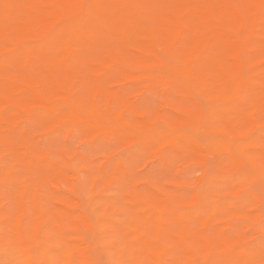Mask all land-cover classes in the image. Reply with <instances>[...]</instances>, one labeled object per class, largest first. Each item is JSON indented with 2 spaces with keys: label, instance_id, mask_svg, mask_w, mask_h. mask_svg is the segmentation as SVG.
Listing matches in <instances>:
<instances>
[{
  "label": "bare ground",
  "instance_id": "1",
  "mask_svg": "<svg viewBox=\"0 0 264 264\" xmlns=\"http://www.w3.org/2000/svg\"><path fill=\"white\" fill-rule=\"evenodd\" d=\"M263 14L264 0H0V197H7L10 200L8 203L13 204L6 208L0 203V262L164 264L167 260V264H261L264 261V213L261 210L264 206V70L259 67V62L264 59V36L257 27ZM218 42L223 43L221 48H218ZM88 47L95 49L98 56L95 57L98 63L90 65L93 74L106 77L114 71L116 73V68L124 62L125 57L122 56L129 57L123 55L124 50L137 49L140 59L146 65L127 66L129 63L126 57L127 67L121 68L119 77H158L160 81L163 77H180L193 90L206 95H221L222 91H209L212 83L233 84L234 93L231 95L228 90L231 96L226 94L228 104L223 110L226 119L216 125H225L234 139L211 133L209 147L226 152L232 160L248 166L246 172H238L227 178L232 189L244 193L243 197L237 201L225 200L200 190L192 192L186 204H179L172 197H163L162 194L159 202H152L154 199H143L144 194L133 190L134 186L133 193L136 191L143 198L128 200L141 213L137 216L121 215L116 211L108 213V208L102 211L99 209L100 198L94 195L93 188L87 194L81 191L87 186L89 176L85 169L74 167L77 162H73L74 157L71 159L73 166L54 163L41 157L30 145L24 144L15 148L17 151L14 157L7 158L5 154L11 145L3 139L16 137L18 128L28 120H32L30 124L40 121L48 128L63 129L72 124H89L91 128L101 130V122L109 117L121 133L133 139L142 138L145 142L157 138L167 142L186 141L185 132L181 130L168 128L163 131L152 125L148 126V135L143 136L134 131L130 127L131 122H127L119 113L107 107L103 109V103L100 107L103 100L98 104L95 99H90L86 91L85 95L89 98L86 101L84 96L75 92L76 89L72 91L71 87H67L69 85L66 86L65 77H82L83 72L87 71L85 52ZM130 56L133 58L134 54ZM107 81L104 82L108 84L110 80ZM111 102L112 105L116 103L115 100ZM119 102L122 104V100ZM238 111L244 115L242 124L233 115ZM124 113L128 116L133 114L127 111ZM134 114L130 120H133ZM256 114L261 118L255 119ZM175 119L188 122L184 117ZM35 126L32 130L38 131V126ZM28 135L33 137L31 133ZM191 145L193 149H199L195 142ZM59 147L60 144L57 150ZM20 158L28 164V169H19L25 166L15 162ZM128 162L124 165H130ZM37 171H42L46 176L64 177L81 189V193L76 195L63 196L65 200L70 198L73 203L82 206V210L75 212L68 207L55 208L58 205L50 207L49 202H46L50 197L46 199V193L43 192L48 181L45 180L47 184H44V179H40L43 175L39 172L40 178L30 180L33 172L38 175ZM253 185H259V191L252 190ZM47 188L44 189L49 192L46 191V196L55 193L50 190V186ZM132 190L128 189V192ZM103 200L114 203L111 197ZM64 215L74 217V227L66 223ZM235 216H252L253 223L233 222ZM176 226L180 227V232H174ZM190 234L191 238L188 236ZM99 255H105L106 260L98 261L96 257Z\"/></svg>",
  "mask_w": 264,
  "mask_h": 264
},
{
  "label": "rangeland",
  "instance_id": "2",
  "mask_svg": "<svg viewBox=\"0 0 264 264\" xmlns=\"http://www.w3.org/2000/svg\"><path fill=\"white\" fill-rule=\"evenodd\" d=\"M263 15L260 19V23H259V26L257 27V30L260 31L262 33V35L264 36V28H263L264 16ZM222 45H223V43L218 42V48H221ZM134 50L133 49H128V50L125 49L124 52L122 51L123 55H128L129 57L122 56V58L125 57V59H123L124 62L118 68H116V73H115V71L113 72L114 75H113V73L111 75L107 74V76L109 75L108 76L109 78H108L107 76L105 77V75H99L97 73L93 74L94 71L91 69L92 66H90V65H94V63L95 64L98 63L97 58H95L98 56L96 54L95 49H91L88 47L86 49V52H85V54L87 53L86 54L87 55L86 56L87 57L86 58L87 71L83 72L82 77L81 76L80 77H73V78H72V76L71 77H65L66 86L69 85L67 87H69V88L71 87L70 89H72V91H74L76 89L75 92L77 91V93L79 92V94L81 96H84L86 101L89 100V98H87V96L85 95L86 91H87V93H88L87 95L90 97V99H95L98 102V104L101 102V100H103V102H101L99 104L100 107L103 106L102 107L103 109L105 107H107L110 110H114L117 113H119V115L123 119H125L127 122H129V121L131 122L130 127L132 129H134V131L139 132L143 136L148 135V132H147L148 126L152 125V126L158 128L160 130H163V131L167 130L168 128H175L177 130H181L183 133L185 132L184 134L186 135V141H184V142L168 141L167 142L166 140L163 141V139L157 138V139L148 140L147 142H145L142 138H139L141 140L133 139L131 137H128L129 135L127 136L126 134L121 133L119 128H117L115 126V122L112 121L111 119H109V117H107V118L105 117L104 118L105 120L101 122L102 127H103V129H101V130H95V129L91 128L89 124H87V125L72 124V125H69L63 129L60 127H56L57 129L55 127L54 128H48V127H45L43 124H41L40 121L39 122L37 121V124H38L37 125V124H34V122H36V121H33V123L31 122V124H30V121H32V120H28V121H25L18 128V133H17L16 137L15 136H13L11 138L6 137L3 139V141L6 144L10 143V145H11L9 152H7L5 154L6 157L7 158L8 157L10 158L12 156L14 157V155L17 151L16 149H18L17 147H19V146L21 147L24 144H28L35 151H37L41 157L47 158L51 162L60 163V164L65 163V164H67V165L69 164V166H71V164L73 162L77 161L76 163H74L75 165L72 164V166L74 165V167H79V168L81 167V168L85 169V171L87 172V174L89 176L88 177L89 181L87 183V186L84 188V190L76 188L75 186H73L68 181V179H66L64 177L60 178V177H56L54 175L53 176L51 175L52 177L50 175L46 176L43 174L42 171H37L38 175H36V173H34V172L32 173L33 175L31 174L32 176L29 174L30 180H32V181L36 178H40L41 175H43V176L40 179H42V178L44 179V182H43L44 184H47V181H48L47 187L50 186L52 188V189L50 188V190H53L55 193L53 194V193H51V191H50V193L53 196L55 195L56 197L54 196V198H53L52 195L46 196V194H48L49 192L47 190H44L47 188L44 184H43L44 185L43 192L46 194L45 195L43 194V195L45 196V198L50 197L49 199L51 201L46 198L47 199L46 202L47 203L49 202L50 204L48 203V205L49 206L51 205L50 207H52V208H54L55 206L58 205L55 208H58L59 206L68 207L72 211L80 212L83 207L78 205V204L73 203L74 201L71 200L70 198H69V200L73 204L71 202H69L68 198L65 200L63 195L73 196V195H76L78 193H81V191H83L84 194L85 193L87 194L90 192V188H93L92 191H93L94 195L98 196L100 198V200L98 201V206H99V209L101 211L105 210V209L107 210V208H108V213H113L116 211L118 214H121V215H126V214L127 215L133 214L136 216L139 215L141 212L134 209L131 201L128 199H131L134 197L142 199L143 194H144L143 199H147L150 201L152 199H154V200H152V202L153 201L159 202V199L162 196L163 197L169 196L170 198L172 197L171 199L173 201H175L179 204H186V202L189 203V199L191 197V194H193L196 191L205 190L209 194H211L212 196H216V197H219V198H222L225 200H228V199L232 200V201L240 200V198L243 197L242 195L244 193H242V192L238 193V191L232 189V187L227 182V178L233 176L235 173H238V172H240V173L246 172L248 170V166L243 165V164H239L238 162L232 160L227 155L226 152L219 151L217 149H213V148L209 147V134H211V133H216L219 136H222L223 138L234 139V136L232 135L230 130L225 125H221V126L216 125V124H220L221 121L222 122L224 121L225 116L223 114V112H224L223 110H225L224 108H226V106L228 104L227 103V101H228L227 95H229V93L231 95L234 93V85L231 83H227L225 85L221 84V83H212L210 85V87L213 89L210 88L209 91H218V92L222 91L221 95H206V94L198 93L196 90H193L191 85L187 84L180 77H171V78L170 77H163L165 79H163L162 77H159V78H162L161 81H160V79L157 80L158 77H156V79H155V77L154 78H151V77H149V78L148 77H140V78L139 77H131V79H133V80L127 79V77H119V75H120L119 73H120V70L122 67H127V66L132 65V64H133V66L135 65V67H143L146 65V63L144 61H142L138 55L139 50L138 51H137V49H134ZM124 53H126V54H124ZM130 54H134L133 58L136 55L137 58L136 57L135 58L137 61L134 60L132 58V56H130ZM126 57L128 59L129 64L126 63ZM129 59H131V62ZM135 62H136V64H135ZM139 62H142V63H139ZM125 63L128 65L126 66ZM259 67H262V69L264 70V59L259 62ZM244 74H246V71H244ZM113 76L115 78H113ZM117 77H119L118 80H117ZM135 79H137V80H135ZM95 80L97 82H95ZM109 80H110V82H109ZM104 81L109 82L111 85L109 83L107 84ZM60 83H61V81H60ZM73 83H74V85L72 87ZM75 86H76V88H75ZM77 86H79V87H77ZM94 86H96L97 88L94 89ZM109 86H110V88H109ZM153 86H155L154 87L155 89L153 88ZM222 86H223V88H222ZM46 87L50 88V86H46ZM148 87H150V88H148ZM151 87L153 88V90L151 89ZM77 88L78 89L80 88V90H78ZM115 89L117 90V92H115L116 91ZM125 89H128V90H126L127 93H125ZM83 90L85 91L84 93H83ZM130 90H132V92ZM155 90H157L159 92H157V91L155 92ZM228 90H230V92ZM96 91H98V92H96ZM129 91L131 92L130 95H132V96L128 95ZM118 92L119 93L121 92V94H120L121 97H119L120 95ZM123 92L125 94V97H124ZM182 92L185 94H183ZM89 94H91V95H89ZM92 95H95V96L92 97ZM231 95H229V96H231ZM111 96L113 97V99ZM223 97L225 98V100H222ZM84 98H83V100L85 101ZM96 98H99V100ZM105 98L108 101L104 100ZM113 100H115L116 103L118 102L117 103L118 105L115 102H114L115 104H113L114 106L109 103L110 101H112L111 103H113ZM121 100H122V104H120L121 102H119ZM123 101L126 102L127 104L124 103ZM129 101L132 103L131 106L134 109H136L137 111L132 109L131 106L128 105L130 103ZM192 101H195V102H192ZM162 103L164 104L165 108L163 107ZM190 103L194 104L195 107H194V105L191 106L192 104H190ZM101 104H102V106H101ZM203 104H204V106H203ZM119 105H120V108H119ZM133 105H135V107ZM184 105L185 106L187 105V106L185 107ZM148 106H150V107H148ZM170 107H172V109H170ZM113 108H115V109L117 108L118 110L117 109L115 110ZM151 108H153L154 110L156 108V110H155L156 113ZM191 108H193L194 110H192ZM195 108L197 109L196 111H195ZM183 109H184V111H183ZM138 110L141 113H139ZM176 110H178V111H176ZM188 110H191L192 112L189 113ZM126 111H127V113H128V111L133 112V114L135 111V114L133 117V120L135 119L134 121L130 120V119H132V116H133L132 113H131V116L125 115V113L123 115V112H126ZM150 111H152V113L153 112L154 113L150 114L151 113ZM130 112L128 114H130ZM165 113H166V115L164 118L163 115ZM149 114H150V116L154 115V117L152 116V118H151L149 116ZM186 114L187 115L190 114V115L187 117ZM142 115H144V116H142ZM233 115H234L235 119L237 120V122L242 124V122L244 120L243 113L238 111V112L234 113ZM137 116H139V117H137ZM146 116L149 117V120H151V121H149ZM162 116H163V118H162ZM175 117H184L188 120V122L177 121L175 119ZM154 118H155V120H153ZM260 118H261L260 115H258V114L255 115V119H260ZM168 121L171 123H169ZM140 122H141V124H140ZM134 123L136 124L135 126L133 125ZM137 124H139V125H137ZM33 125L38 126L37 127L38 131H36V129L34 130L35 132L32 130ZM39 125H42L44 127L39 126ZM77 125H79V126H77ZM36 126L34 128H36ZM74 126L76 127V129L74 128ZM143 126L144 127L146 126V128H144ZM135 127H138V128H135ZM182 127H184V129ZM40 128H41V130H40ZM44 128H46V130H42ZM77 128H79V129H77ZM49 129L51 132L47 131ZM66 129H67V131H66ZM143 129H145V130H143ZM19 130H21V131H19ZM54 130H56V131H54ZM72 130H73V132H72ZM62 131H64V132L62 133ZM19 133H21L23 135V137ZM29 133H31L32 135H30V136H33V137H28ZM64 133H65V135H63ZM109 135H111L113 137H110ZM85 136L88 138H86ZM14 137L16 138V140H14L15 139ZM24 138H26V139H24ZM35 138L37 140H35ZM109 138H111V139H109ZM6 139H8V140H6ZM30 139H31V141H30ZM131 139L134 141H131ZM4 142H2L1 144H4ZM158 142L160 143V145ZM193 142H195L197 144V146L200 150L199 149L198 150L193 149V147L191 145V143H193ZM38 144L42 149L41 148L39 149ZM49 144H52V145H49ZM53 144H55V145L53 146ZM59 144H60V147L58 148V150H59L58 151L57 146H59ZM155 144H157V146H160V148L157 147ZM35 146H38V147L35 148ZM46 147H47V150H46ZM54 147H56V149H54ZM141 147H143V148H141ZM60 149H62L63 153L61 152ZM158 150H160V152ZM174 150L176 152H174ZM213 150H215V151H213ZM200 151H202V152H200ZM58 154H60V156ZM76 154L79 156H77ZM75 156H77V157H75ZM85 156L89 157V159ZM157 156H158V158H157ZM60 157H62V158H60ZM84 157H85V159H84ZM76 158L77 159L79 158V161ZM80 158L82 160L84 159L83 163H81V164H80V162H81ZM121 158H123V159L125 158L124 161H122L123 159H121ZM126 158H128L127 160H130L131 162H128L126 160ZM155 158H157V159H155ZM57 159H58V161H57ZM60 159H62V160H60ZM66 159H67V162H66ZM71 159L73 160V162ZM74 160H76V161H74ZM125 160H126V162H125ZM93 161H95V162H93ZM112 161H115V162H112ZM15 162L17 163V165L21 166V163H22V165L26 166V168H25V166H21L23 169L22 168H19V169H21L23 171H24V169H28V167H27L28 164L23 159L20 158V159L16 160ZM109 162H111V163L109 164ZM127 162L130 165H124ZM195 162H197V163H195ZM77 163L80 164L81 166L80 165L78 166ZM97 165H98L99 169L96 167ZM132 165H134V166H132ZM101 166H103V167H101ZM129 166H130V169H128ZM125 167H127V168H125ZM126 169H128V170L126 171ZM130 170H132V171H130ZM38 172L41 173V175ZM122 172L123 173L125 172L126 174H123ZM99 174L101 175V177ZM103 174H105L106 176ZM130 175H131V177H130ZM35 176H37V177H35ZM112 176L114 179L111 178ZM147 176H149V177H147ZM152 176H154V177L156 176L155 179H154V177L152 179ZM46 177H47V179H46ZM98 177H99V180H97ZM146 177H147V179H146ZM54 178H55V180H54ZM43 179H42V181H43ZM137 179L140 182H138ZM45 180H47V181H45ZM117 180L119 182L118 185L115 184V183H118ZM122 180H123V183L121 182ZM124 180L126 183L124 182ZM50 181H53V182H50ZM98 181H99V184H98ZM100 181L102 182V185H101ZM153 181L155 183L157 181V183L155 184ZM55 182H56V184H55ZM158 183H159V185H158ZM160 184H162V185H160ZM100 185L103 189H101ZM115 185H116V187H115ZM153 185L154 186L158 185V186L154 187ZM127 187L129 190L130 189L132 190L134 187L133 190H137L138 193H141V194L143 193V194L141 196L137 195L138 193L136 191H134V193H133V190H132V192L131 191L128 192V189H126ZM138 188H139V190H138ZM167 188L169 190L171 189L170 193H169ZM251 188H252V190L259 191V185H253V186H251ZM143 189H144V191H143ZM172 190H174V191L172 192ZM175 191H176V193H175ZM63 192H65V193H63ZM130 192H131V195H130ZM148 193H149V195H147ZM160 194H162L161 197H160ZM179 194H181V195H179ZM175 195H176V197H175ZM58 196H60V197H58ZM62 197H63V199H62ZM106 197L113 198L114 203L105 202L103 200V198H106ZM56 198L58 200H56ZM53 199H55L57 202H55V200H53ZM8 201H10V200L7 197H5V196L3 198L0 197V203L2 205H4L6 208H10L11 205L13 206V204H11L10 202H9L10 203L9 204ZM117 205H118V207L116 208ZM72 206H75V207H72ZM109 206H111V207H109ZM125 208L127 210H125ZM110 209L111 210L113 209V210L110 211ZM123 209H124V211H122ZM261 210L264 213V206L261 208ZM64 216H65L64 219H65L66 223L68 225H70V227H74V225H75L74 217L71 215H64ZM232 221L237 222V223L238 222H249L250 224L253 223L252 222V216H250V217L249 216H235V217H233ZM71 224H72V226H71ZM179 228H180L179 226H176L175 228H173L174 232H176V233L180 232L181 229L179 230ZM188 236H189V238L192 237L191 234ZM96 259L98 261L102 260L101 262H104L106 260V256L105 255H99V257H96ZM167 263H168V261L165 260L164 264H167Z\"/></svg>",
  "mask_w": 264,
  "mask_h": 264
},
{
  "label": "snow or ice",
  "instance_id": "3",
  "mask_svg": "<svg viewBox=\"0 0 264 264\" xmlns=\"http://www.w3.org/2000/svg\"><path fill=\"white\" fill-rule=\"evenodd\" d=\"M261 264H264V261H262Z\"/></svg>",
  "mask_w": 264,
  "mask_h": 264
},
{
  "label": "clouds",
  "instance_id": "4",
  "mask_svg": "<svg viewBox=\"0 0 264 264\" xmlns=\"http://www.w3.org/2000/svg\"><path fill=\"white\" fill-rule=\"evenodd\" d=\"M0 264H2V262H0Z\"/></svg>",
  "mask_w": 264,
  "mask_h": 264
}]
</instances>
